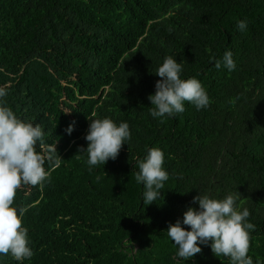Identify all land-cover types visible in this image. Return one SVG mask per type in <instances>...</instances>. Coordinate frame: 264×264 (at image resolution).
I'll return each instance as SVG.
<instances>
[{
  "label": "trees",
  "instance_id": "1",
  "mask_svg": "<svg viewBox=\"0 0 264 264\" xmlns=\"http://www.w3.org/2000/svg\"><path fill=\"white\" fill-rule=\"evenodd\" d=\"M168 55L182 79L202 83L207 108L185 102L183 113L149 114ZM0 87L62 159L46 161L42 187L16 193L33 257L0 255V264H230L211 242L184 261L167 235L177 220L190 230L183 214L199 207V194L239 196L237 209L255 225L248 255L264 264V0H0ZM105 117L127 122L131 139L90 170L78 149L90 120ZM152 147L163 151L169 179L146 205L135 174Z\"/></svg>",
  "mask_w": 264,
  "mask_h": 264
},
{
  "label": "clouds",
  "instance_id": "2",
  "mask_svg": "<svg viewBox=\"0 0 264 264\" xmlns=\"http://www.w3.org/2000/svg\"><path fill=\"white\" fill-rule=\"evenodd\" d=\"M237 28L244 31L247 21L241 20ZM223 65L229 72L235 70L236 64L231 51H225ZM215 68H221V61L215 62ZM182 64L168 55L158 67L156 75L161 79L155 83V93L148 99L151 105L149 114L153 118L172 116L185 111V102L194 105L197 110L207 108L209 96L202 83L195 77L182 79ZM7 90L0 87V255L11 256L15 261L23 262L33 257L29 246L28 230L23 226L26 209L14 206L17 191L23 185L43 186L50 178L44 167L46 161L53 162L55 167L61 165L62 159L54 145H45L42 125L31 120L19 118L7 106L3 99ZM89 130L84 137L88 142L86 151L87 164L90 167L104 165L109 159L115 160L125 141L131 139L129 124L117 125L110 118L91 119ZM71 133L72 125L66 129ZM41 149L37 151V147ZM79 158V157H77ZM164 153L158 147L148 149L147 155L138 161L139 171L135 174L137 183L144 186L143 201L146 205L153 203L169 179L163 167ZM236 194H229L223 199L210 198L208 195L193 197L198 208L189 207L181 221L169 224L167 235L178 247L177 256L184 261L202 251L198 245H208L216 257L230 258V264H253L248 255L251 246L250 230L255 225L248 222L250 212L236 207ZM256 264H261L257 260Z\"/></svg>",
  "mask_w": 264,
  "mask_h": 264
}]
</instances>
